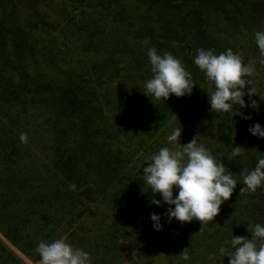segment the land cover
<instances>
[{
	"label": "trees",
	"instance_id": "obj_1",
	"mask_svg": "<svg viewBox=\"0 0 264 264\" xmlns=\"http://www.w3.org/2000/svg\"><path fill=\"white\" fill-rule=\"evenodd\" d=\"M48 1L77 7L97 1L119 36L101 37V20L85 11V28L79 32L86 33L90 47L98 45L99 51H93L102 56L100 63L84 59L69 47H64L69 54H60V48L52 44L54 39L43 42L38 27L30 33L29 27L10 19L16 10L14 0H0V115L15 127L31 107L41 110L44 119L39 130L49 135L43 150L52 155L55 174L68 186L61 193L64 200L79 205L94 203L110 188L124 184L139 194L144 226L153 223L149 218L152 213L160 215L163 222L169 206L140 180L142 163L148 157L145 149L164 143L167 125L209 82L194 64L197 49H213L217 55L225 52L211 34L209 13L229 19L238 11L235 8L250 6L264 13V0ZM150 47L160 55L170 52L191 72L195 85L190 94L171 95L163 101L143 93L145 81L153 75L147 55ZM236 110L241 112L239 106ZM240 119V115L219 113L214 141L206 146L237 180L231 197L211 222L196 225L172 219L169 223L190 257L186 264H228L227 256L234 251L232 236L251 238L249 226H264V184L255 192L241 191L245 187L242 171L254 169L264 157V138L253 145L259 149L252 147L250 154L233 157ZM11 151L10 155L17 156L20 150L13 145ZM10 155L3 153L2 157ZM70 184L76 185L75 191H69ZM153 198L161 200V205L152 204ZM213 233L219 238H212ZM201 247L206 261L198 252ZM0 264L23 263L8 249H1Z\"/></svg>",
	"mask_w": 264,
	"mask_h": 264
},
{
	"label": "rangeland",
	"instance_id": "obj_2",
	"mask_svg": "<svg viewBox=\"0 0 264 264\" xmlns=\"http://www.w3.org/2000/svg\"><path fill=\"white\" fill-rule=\"evenodd\" d=\"M14 2L16 10L10 19L29 27L30 33L38 27L43 42L54 39L55 43H50L60 48V54L62 51L69 54L64 50V47H69L84 59L100 63L102 56L93 51H99L98 45L90 47L86 39L88 36L83 35L86 33L79 32L85 28V11L91 12L94 19L101 20V37L109 40L119 36L109 15L97 1L83 7L55 5L48 0ZM35 5L37 8L34 10L32 7ZM235 9L238 11L229 19L220 13L210 12L209 28L225 51L231 49L241 56L245 64L254 68L251 77H242L250 80V84L242 90L246 106L241 112L251 119L240 116L236 139V147L250 154L253 145L261 138L251 135L249 127L256 123L264 127V55L254 38L257 31H264V13L261 8L252 10L251 6ZM249 88L257 93L249 95ZM214 90V84L208 82L197 96H193V103H184L175 119L167 125L164 143L152 144L145 149V156L150 157L169 145L168 135L179 127L182 130L179 137L181 144L195 138L206 147L208 142L214 141L215 120L219 112L210 111L208 102V93ZM252 100L257 102L256 108L250 106ZM21 115L25 118L15 127L0 115V253L1 249H8L23 264H40V257L35 251L38 243L63 237L74 247L89 253L90 264H186L180 255L185 248L171 231L167 217L160 221V231L154 230L153 223L143 225L139 212L141 201L134 188L116 185L104 195H99L94 203L79 205V202L64 200L61 193L68 186L62 184V178L55 174L52 155L43 150L49 139L46 132L39 130L44 114L38 107H31L25 116ZM21 133L27 134L26 143L17 139ZM10 145L19 147L17 156L10 155ZM8 152L12 158L2 157ZM146 166L147 163L143 165ZM141 170L143 172V168ZM140 180L146 187L143 177ZM59 196L62 198L59 199ZM191 222L196 225L202 223L195 219ZM211 237L219 238V234L213 233ZM198 252L202 261L208 260L202 247Z\"/></svg>",
	"mask_w": 264,
	"mask_h": 264
},
{
	"label": "clouds",
	"instance_id": "obj_3",
	"mask_svg": "<svg viewBox=\"0 0 264 264\" xmlns=\"http://www.w3.org/2000/svg\"><path fill=\"white\" fill-rule=\"evenodd\" d=\"M254 38L264 55V31H257ZM145 43L148 41L145 40ZM147 55L153 75L145 81L143 93L146 96L166 101L171 95L179 98L192 92L195 85L192 74L173 54L164 52L160 55L154 47H150ZM194 64L214 84L215 90L207 92L210 111L233 113L251 119L236 109L237 106L241 109L246 106L243 99L245 92L242 90L246 84H250V80L242 77L253 75L252 66L245 64L241 56L231 49L218 55L213 49H197ZM256 93L249 88V95ZM250 106L256 108L257 102L252 100ZM181 131V127L173 129L167 137L169 146L162 147L145 159L144 164L147 163V166L143 167L142 181L153 196L159 193L163 203L169 206L166 209L169 222L172 219L179 222L195 219L202 224L211 222L238 183L225 164L221 160L217 161L213 153L197 139L181 144ZM248 131L253 136L264 138V127L259 123L249 127ZM20 141L27 142L26 133H21ZM243 150L234 147L233 157L242 155ZM241 174L245 186L241 191L255 192L264 184V157L258 160L254 169H245ZM75 190L76 185L70 184L69 191ZM151 203L160 206L161 200L153 198ZM149 218L154 230L160 231V215L152 213ZM248 231L251 238L232 236L230 244L234 251L227 256L228 264H264V226L257 223L249 226ZM35 251L40 257V264H90L89 253L74 247L63 237L51 242L41 241ZM220 252L223 253L224 249L221 248ZM180 255L185 261L190 259L186 251Z\"/></svg>",
	"mask_w": 264,
	"mask_h": 264
}]
</instances>
